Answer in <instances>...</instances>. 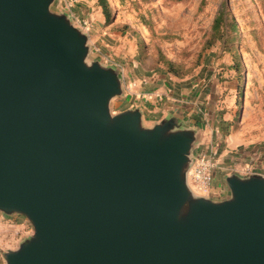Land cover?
Wrapping results in <instances>:
<instances>
[{
	"label": "water",
	"instance_id": "obj_1",
	"mask_svg": "<svg viewBox=\"0 0 264 264\" xmlns=\"http://www.w3.org/2000/svg\"><path fill=\"white\" fill-rule=\"evenodd\" d=\"M60 1L0 0V213L34 227L5 264H264V176L195 194L198 130L113 114L121 72Z\"/></svg>",
	"mask_w": 264,
	"mask_h": 264
},
{
	"label": "rangeland",
	"instance_id": "obj_2",
	"mask_svg": "<svg viewBox=\"0 0 264 264\" xmlns=\"http://www.w3.org/2000/svg\"><path fill=\"white\" fill-rule=\"evenodd\" d=\"M98 1L76 3L84 13L92 12L93 20H98L97 14L105 20L91 31L84 28L90 35L88 61L121 63L128 75L126 95L145 86L160 87V102H168L182 117L192 114L204 119L210 115L199 113L203 102L198 96L208 99L209 91L219 85L223 99L218 97L215 103L226 119L234 110L239 88L237 105L245 117L242 132L253 145L264 146V0H107L112 24L107 23ZM228 82L232 88H225ZM122 102L113 100V114L124 111ZM215 120L212 116L211 121ZM216 141L227 142L224 137ZM224 156L219 158L222 168ZM190 171L188 182L193 187ZM2 216L0 264H5L3 254L17 250L33 236L34 227L24 215Z\"/></svg>",
	"mask_w": 264,
	"mask_h": 264
},
{
	"label": "crops",
	"instance_id": "obj_3",
	"mask_svg": "<svg viewBox=\"0 0 264 264\" xmlns=\"http://www.w3.org/2000/svg\"><path fill=\"white\" fill-rule=\"evenodd\" d=\"M79 1L81 0H63L60 2V8L65 12H69L75 20V23L79 27L87 29V31H91L92 27L96 28L95 25L97 23H105V20L101 18L102 16L100 17L98 14L96 16V19L98 20H93L92 12L88 10V12L84 13V9H81L79 5L76 4L79 3ZM82 6L84 7V2H81V7ZM115 66L119 68L125 85L126 76L128 75H126L124 67L121 66V63ZM229 84L230 82L226 84L225 88H232ZM135 85L137 86V83H135ZM147 87L148 86L139 88V90H137L132 96L126 95L125 89L126 98H121L123 100V110L139 108L143 112L144 117L149 118V121L152 122V124H156L167 116L174 114L173 116L179 117L183 123H189L192 125L188 126L189 128L198 130V133L201 136L198 156L204 152L210 151L212 148L218 149L220 156L224 153L225 164L223 168L221 165H218L215 170V193L209 197L221 196L227 192L226 177L233 173L245 177L252 174L264 176V146L253 145L254 141L251 137H248L242 132L245 117L242 115V112H240L237 105L239 88H237L235 93L236 101L234 103V110L230 114V118H223L225 112L221 110L222 108L220 105L215 103L216 98L219 97L220 100L223 99V88L217 85L215 88L216 90L213 89L209 91L208 99L205 95L198 96L203 102L202 106L198 108L199 113L204 116L210 115L209 118L205 117L204 119H199L190 114L189 116L185 115L188 117H183L184 119H182L180 113H176L177 110L173 109L168 102L166 104L160 102L162 97L159 99L158 95L163 93L160 87L154 89H149ZM154 96H156V98ZM167 96L170 97V95ZM205 98L207 102H205ZM127 104H129V107L124 109ZM212 116L215 117V122L211 121ZM208 135L211 136L210 139ZM223 137L227 140V142H224L225 145L216 141L217 138Z\"/></svg>",
	"mask_w": 264,
	"mask_h": 264
},
{
	"label": "built area",
	"instance_id": "obj_4",
	"mask_svg": "<svg viewBox=\"0 0 264 264\" xmlns=\"http://www.w3.org/2000/svg\"><path fill=\"white\" fill-rule=\"evenodd\" d=\"M135 85V83H134ZM220 152L212 148L200 154L190 171V180L197 195L209 197L215 193L214 173L219 165Z\"/></svg>",
	"mask_w": 264,
	"mask_h": 264
},
{
	"label": "trees",
	"instance_id": "obj_5",
	"mask_svg": "<svg viewBox=\"0 0 264 264\" xmlns=\"http://www.w3.org/2000/svg\"><path fill=\"white\" fill-rule=\"evenodd\" d=\"M178 1H181V0H178ZM99 3V6H101L102 8V11H103V14L106 18V21L108 24H112V19H113V16H112V10L109 6V3L107 0H99L98 1Z\"/></svg>",
	"mask_w": 264,
	"mask_h": 264
}]
</instances>
